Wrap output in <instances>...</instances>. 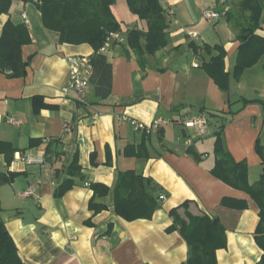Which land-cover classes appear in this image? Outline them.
Here are the masks:
<instances>
[{
  "label": "crops",
  "instance_id": "obj_1",
  "mask_svg": "<svg viewBox=\"0 0 264 264\" xmlns=\"http://www.w3.org/2000/svg\"><path fill=\"white\" fill-rule=\"evenodd\" d=\"M242 1L161 0L171 42L147 53L142 66L128 46L127 34L147 24L130 11L126 0H117L112 9L121 22L123 40L113 38L102 51L113 65L112 94L106 99L96 96L92 84L83 99L75 90L65 92L69 58L90 56L89 44L60 43L59 33L43 25L32 2H15L12 14H0V35L11 19L25 22L32 38L22 48L24 74L0 73V140L18 149L11 163L0 152V173H18L12 182L0 184V218L25 264H186L188 244L178 229H170V210L186 200L191 201L190 212H206L225 226L227 245L217 251L218 264L258 263L263 252L255 240L259 206L211 169L216 132L224 125L225 148L236 160H247L249 180H258L262 173L256 143L260 139L264 144V102L245 105L240 98L264 100V56L240 79L231 77L228 91L203 68L219 44L226 51V70L233 72L242 30L249 24L250 13L241 9ZM260 2L264 12V0ZM223 5L230 6L227 16L203 17L205 9ZM258 33L264 35V24ZM123 116L145 123L161 118L164 123L147 134L136 131ZM11 118L18 123H11ZM188 121L197 123L189 127ZM32 139L42 143L30 146ZM139 148L141 155L131 154ZM76 152L85 179H76L70 190L56 197L60 179L55 170L69 164ZM41 154L43 162L26 160ZM128 169L159 188L155 194L161 204L151 218L126 220L115 211V186L119 174ZM92 182L110 187L99 199L108 207L98 213L89 208ZM27 190L32 193L25 195ZM224 197L245 199L248 206H224Z\"/></svg>",
  "mask_w": 264,
  "mask_h": 264
},
{
  "label": "trees",
  "instance_id": "obj_2",
  "mask_svg": "<svg viewBox=\"0 0 264 264\" xmlns=\"http://www.w3.org/2000/svg\"><path fill=\"white\" fill-rule=\"evenodd\" d=\"M18 1L34 3L41 12L43 25L59 33L60 43L75 45L86 43L93 48V53L89 56L93 66L90 82L94 85L98 98H108L113 88V65L101 49L110 33L122 30L121 22L112 9L117 0H0V14H12L14 3ZM126 2L130 11L147 24L146 29L132 28L127 34L128 46L137 54L141 65L144 66L143 58L147 53L154 54L170 44L169 21L161 0ZM240 7L244 11H249V24L242 30L233 72L226 70V51L219 44L213 47L217 54L203 63L206 73L224 91L229 90L231 77L240 79L247 68L255 65L264 56V35L258 33L264 24L262 4L260 0H243ZM247 32L249 35L243 37ZM31 42L28 25L9 19L0 35V73L10 71L11 76H22L27 65L23 60L22 48ZM205 49L210 51L211 47L206 45ZM195 50L197 52L199 47H195ZM240 99L245 105L264 102L261 98ZM223 127L224 125L221 126V130ZM221 130L216 132L214 143L216 161L211 173L230 186L245 191L258 204L260 220L255 230V240L263 252L257 264H264V144L260 139L257 140L256 151L261 156L263 168L259 179L251 182L247 160H236L225 148ZM41 143L40 139H32L30 146ZM50 146L51 144L47 145V149ZM140 149L137 152L132 151L131 154L141 155ZM16 151L18 149L13 144L0 140V152L4 154L7 163L12 162ZM195 157L198 161L201 160L199 155L195 154ZM17 175L18 173L13 172L8 175L0 173V184L12 182ZM55 178L60 179L54 192L56 197H61L70 190L76 184V179H85L78 152L73 155L69 164L56 168ZM90 187L94 193L89 201V208L95 213L107 209V204L99 199L107 196L110 187L100 182H92ZM158 190L157 186L149 183V180L135 169L122 171L114 192L117 215L126 220L151 218L161 204L160 198L155 194ZM222 204L235 209H245L248 206L245 199L231 197H224ZM190 205L191 201L186 200L170 210V215L174 219L170 229H178L188 244L186 264H218L217 251L227 245L226 228L221 222L215 223V217L211 214L206 212L193 214L189 210ZM181 209L184 210L183 213ZM88 222L90 224V221ZM0 264H25L15 240L1 218Z\"/></svg>",
  "mask_w": 264,
  "mask_h": 264
},
{
  "label": "built area",
  "instance_id": "obj_3",
  "mask_svg": "<svg viewBox=\"0 0 264 264\" xmlns=\"http://www.w3.org/2000/svg\"><path fill=\"white\" fill-rule=\"evenodd\" d=\"M230 11V6L229 5H223L222 8L220 9H214V8H207L203 12V17L208 19V20H215V19H220L224 16L228 15V12ZM24 19H27V16H23ZM190 36L197 39L198 34L196 32H191ZM119 39L123 40V37L121 36L120 32H112L107 38V41L105 45L102 47L101 51H104L107 49V47L111 44L112 39ZM69 63H70V76L68 80V84L65 88V92L68 93L70 90H75L78 92L79 96L81 99H83L86 96V92L89 89V86L91 85L90 82V77L93 72V66L89 60V56L87 55H74L69 58ZM195 66H199V64H195ZM123 119L128 120L133 128L136 131H141L147 134L157 132L159 128L163 125L164 120L163 119H157L151 123H145L142 121H139L135 118L123 116ZM11 123H18L15 118L10 119ZM201 124H205L206 120L201 119L199 121ZM197 121H188L186 123L187 126L193 127L195 126ZM27 162H43L44 161V155L41 154L38 159H31L28 158L26 159ZM32 192L30 190H27L25 192V195H30ZM162 199L165 198L164 195L160 196Z\"/></svg>",
  "mask_w": 264,
  "mask_h": 264
},
{
  "label": "water",
  "instance_id": "obj_4",
  "mask_svg": "<svg viewBox=\"0 0 264 264\" xmlns=\"http://www.w3.org/2000/svg\"><path fill=\"white\" fill-rule=\"evenodd\" d=\"M249 35V32H247V33H245V35H244V37H247ZM215 223H219L220 222V220H219V218H215Z\"/></svg>",
  "mask_w": 264,
  "mask_h": 264
},
{
  "label": "rangeland",
  "instance_id": "obj_5",
  "mask_svg": "<svg viewBox=\"0 0 264 264\" xmlns=\"http://www.w3.org/2000/svg\"><path fill=\"white\" fill-rule=\"evenodd\" d=\"M90 87V86H89ZM260 91V90H259ZM253 98H258V96H255V97H253ZM177 128L179 129V126H177Z\"/></svg>",
  "mask_w": 264,
  "mask_h": 264
}]
</instances>
